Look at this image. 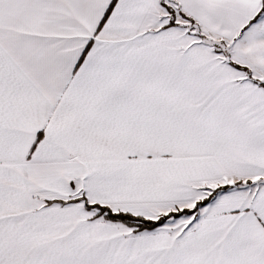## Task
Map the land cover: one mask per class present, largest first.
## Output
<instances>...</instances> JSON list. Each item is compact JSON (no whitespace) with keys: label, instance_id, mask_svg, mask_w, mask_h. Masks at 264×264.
<instances>
[{"label":"snow or ice","instance_id":"obj_1","mask_svg":"<svg viewBox=\"0 0 264 264\" xmlns=\"http://www.w3.org/2000/svg\"><path fill=\"white\" fill-rule=\"evenodd\" d=\"M0 264H264V0H0Z\"/></svg>","mask_w":264,"mask_h":264}]
</instances>
